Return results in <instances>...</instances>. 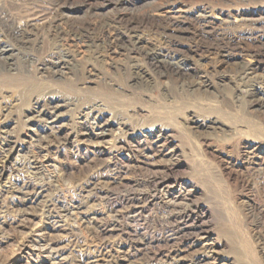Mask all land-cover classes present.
<instances>
[{
  "label": "rangeland",
  "instance_id": "374dc122",
  "mask_svg": "<svg viewBox=\"0 0 264 264\" xmlns=\"http://www.w3.org/2000/svg\"><path fill=\"white\" fill-rule=\"evenodd\" d=\"M0 30V264H264V0H0Z\"/></svg>",
  "mask_w": 264,
  "mask_h": 264
},
{
  "label": "bare ground",
  "instance_id": "6f19581e",
  "mask_svg": "<svg viewBox=\"0 0 264 264\" xmlns=\"http://www.w3.org/2000/svg\"><path fill=\"white\" fill-rule=\"evenodd\" d=\"M23 26V25H22ZM25 29V28H24ZM23 28H21V26H16L15 27V33H19V32H21L22 30H24ZM31 30V29H30ZM8 31V30H7ZM13 31V30H12ZM3 30L1 31L0 30V71H1V69H6V68H8V67H11V62H12V58L16 55L15 54V48H14V46H12V45H10V44H8V43H5L4 42V40L2 39V37H1V35H3ZM9 36V35H8ZM20 36V35H19ZM13 37V36H12ZM121 37V36H120ZM119 36H117V38H114V40L113 41H116V42H120V41H123L121 38H120ZM4 39H6V38H4ZM16 39V38H15ZM137 39V40H136ZM135 39V42H134V44H135V48H136V50L137 51H141L142 49H141V46H140V40L141 39H139V37L138 38H136ZM11 43V42H10ZM22 43V42H21ZM133 44V43H132ZM133 44V45H134ZM128 49V48H127ZM148 52V51H147ZM147 55H148V53H146ZM51 61V60H50ZM55 62V61H54ZM162 62V61H161ZM160 62L159 61H156L155 62V66H156V68L158 69L159 68V66H158V64H159ZM55 64V63H54ZM175 69V68H174ZM242 69V68H241ZM57 70V69H56ZM243 70L244 71H248L249 69H244L243 68ZM242 71V70H241ZM175 72H177V74L178 75H181V70H180V68L179 67H176V69H175ZM58 74V73H57ZM56 73H55V75H57ZM65 75V72L63 73V72H61V74H60V76L61 77H63ZM185 75V74H184ZM202 85V84H201ZM264 100V99H263ZM41 111V110H40ZM90 114V113H89ZM42 116V114L41 113H39L35 118H40ZM86 116V115H85ZM45 117V120L46 121H48V124H51V125H53L55 122H56V120L55 119H51V117L50 116H47V115H45L44 116ZM34 118V119H35ZM57 118H58V116H57ZM38 121V120H37ZM41 121V120H40ZM43 122V121H42ZM80 123V122H79ZM89 124V123H88ZM33 132V131H32ZM76 134V133H75ZM68 135V134H67ZM86 135V134H85ZM106 134H105V128H104V126H100L99 127V133L98 134H96V136H98V137H104ZM49 136V135H48ZM64 137V136H63ZM47 139V138H46ZM61 139V138H60ZM37 141V143H39V144H42V140H36ZM4 143V142H3ZM101 143V142H100ZM2 156V155H1ZM6 156H8V155H6ZM8 158V157H7ZM5 159H6V157H5ZM1 161H2V159H1ZM1 168H2V166H1V164H0V179L2 178V171H1ZM27 170V169H26ZM25 170V171H26ZM28 175V174H27ZM7 181H8V179H7ZM29 182V181H28ZM30 185V184H29ZM6 186V185H5ZM22 187V186H21ZM24 187V186H23ZM33 187V186H32ZM31 187V188H32ZM146 198V197H145ZM131 199V198H130ZM173 202V201H172ZM174 203V202H173ZM145 205V204H144ZM181 205V204H180ZM126 206V205H125ZM145 207V206H144ZM144 207H134V208H136V210L134 211V213L135 214H137V213H143L144 212ZM172 207V206H171ZM181 207V206H180ZM133 208V207H132ZM185 209V208H184ZM111 210V209H110ZM122 211V210H121ZM146 211V210H145ZM106 212V211H105ZM120 212V211H119ZM76 214V213H75ZM182 214V213H181ZM120 215V214H119ZM21 216V215H20ZM2 217V216H1ZM135 217V216H134ZM68 218V217H67ZM75 218V217H74ZM104 218V217H103ZM25 222V221H24ZM113 223V222H112ZM74 227H76L75 225H74ZM65 228V227H64ZM113 228V227H112ZM73 230V229H72ZM99 232V231H98ZM70 234V233H69ZM107 238V237H106ZM168 241V240H167ZM75 243V242H74ZM58 250V249H57ZM106 254V253H105ZM157 254V253H156ZM155 255V254H154ZM115 258V257H114ZM110 260V259H109ZM108 260V261H109ZM126 261V260H125ZM173 262V261H172ZM163 263V262H162Z\"/></svg>",
  "mask_w": 264,
  "mask_h": 264
}]
</instances>
